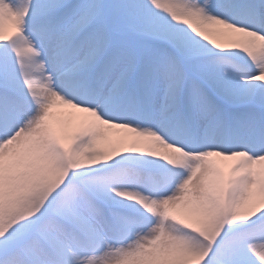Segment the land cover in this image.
<instances>
[{
	"label": "snow or ice",
	"instance_id": "6c2138e0",
	"mask_svg": "<svg viewBox=\"0 0 264 264\" xmlns=\"http://www.w3.org/2000/svg\"><path fill=\"white\" fill-rule=\"evenodd\" d=\"M0 264H264V0H0Z\"/></svg>",
	"mask_w": 264,
	"mask_h": 264
}]
</instances>
